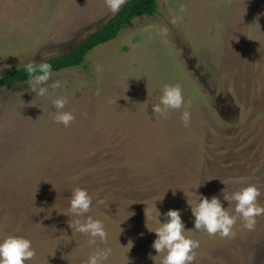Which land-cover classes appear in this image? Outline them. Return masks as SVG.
Returning a JSON list of instances; mask_svg holds the SVG:
<instances>
[{
	"label": "rangeland",
	"instance_id": "1",
	"mask_svg": "<svg viewBox=\"0 0 264 264\" xmlns=\"http://www.w3.org/2000/svg\"><path fill=\"white\" fill-rule=\"evenodd\" d=\"M157 3L80 66L53 72L46 97L31 80L0 90V239L31 240L26 264H87L106 247L105 264H161L154 206L180 209L188 230L196 195L235 214L223 197L253 184L264 206V0ZM113 15L105 0H0V78L70 53ZM166 84L181 86L187 127L184 108L152 111ZM58 97L75 117L68 127L53 118ZM78 187L93 197L86 216L104 223L106 243L71 229ZM256 219L248 231L238 217L234 238L186 232L200 242L193 264H264Z\"/></svg>",
	"mask_w": 264,
	"mask_h": 264
},
{
	"label": "clouds",
	"instance_id": "2",
	"mask_svg": "<svg viewBox=\"0 0 264 264\" xmlns=\"http://www.w3.org/2000/svg\"><path fill=\"white\" fill-rule=\"evenodd\" d=\"M105 2L108 9L115 14L127 0H105ZM166 31L165 29L164 32L166 33ZM25 71L31 76L32 92L41 97H46L48 85L53 76L52 65L47 62L39 65L30 62L25 65ZM52 87L60 88L61 81H53ZM66 104V97H58L52 101V107L55 110L53 113L54 120L68 127L75 117L72 112L64 111ZM181 108H184L181 119L187 127L191 113L185 104L179 84L164 85L159 103L152 105L153 113L160 114L162 117L167 116L168 110ZM84 115L86 116V114ZM260 195V189L256 185L249 184L231 193L230 196L223 197L224 200L234 202L233 212L235 214H229L226 208L222 207L221 200L217 196H212L209 199L196 195L199 199L194 202V206H190L194 217L193 229L191 230L186 229L180 209H169L166 213H160L153 205L157 213L156 220L160 226L155 231H151L156 234L152 248L156 253L166 252L161 264H193L197 255L195 250L200 247V242L186 236L185 233L188 231L197 233L203 230L209 236L219 234L221 237L234 238L236 233L233 231V226L237 223L238 217L243 221V227L246 230H254L257 224L256 218L264 216V206L258 202ZM69 202V211L76 217L72 224H69L71 229L75 227L77 232L86 234L89 237L88 243L90 245L96 244L97 239L106 243L108 233L104 223L101 220L93 219L91 216H86L93 206V197L88 193V190L75 188L71 193ZM97 203H102V201H97ZM161 215L165 217L163 223L157 219ZM81 217H86V219L82 221ZM111 254L112 249L110 247L94 249L88 257L87 264H105ZM35 256L36 250L32 246V241L27 238L9 235L0 239V264H26Z\"/></svg>",
	"mask_w": 264,
	"mask_h": 264
},
{
	"label": "trees",
	"instance_id": "3",
	"mask_svg": "<svg viewBox=\"0 0 264 264\" xmlns=\"http://www.w3.org/2000/svg\"><path fill=\"white\" fill-rule=\"evenodd\" d=\"M157 9V0H127L100 29L87 35L70 53L52 57L44 62L52 65V72L78 67L94 48L115 39L132 20L143 16L153 17ZM29 80L31 76L25 71V66L20 67L0 78V90Z\"/></svg>",
	"mask_w": 264,
	"mask_h": 264
}]
</instances>
